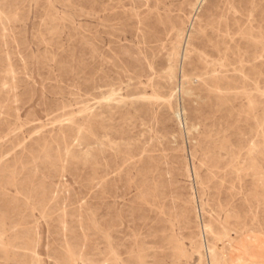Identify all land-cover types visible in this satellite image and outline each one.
<instances>
[{
	"label": "rangeland",
	"instance_id": "rangeland-1",
	"mask_svg": "<svg viewBox=\"0 0 264 264\" xmlns=\"http://www.w3.org/2000/svg\"><path fill=\"white\" fill-rule=\"evenodd\" d=\"M0 264H264V0H0Z\"/></svg>",
	"mask_w": 264,
	"mask_h": 264
},
{
	"label": "bare ground",
	"instance_id": "bare-ground-1",
	"mask_svg": "<svg viewBox=\"0 0 264 264\" xmlns=\"http://www.w3.org/2000/svg\"><path fill=\"white\" fill-rule=\"evenodd\" d=\"M162 43H164V42H162ZM3 161V160H2Z\"/></svg>",
	"mask_w": 264,
	"mask_h": 264
}]
</instances>
